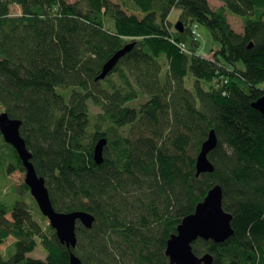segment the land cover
<instances>
[{
  "label": "trees",
  "instance_id": "obj_1",
  "mask_svg": "<svg viewBox=\"0 0 264 264\" xmlns=\"http://www.w3.org/2000/svg\"><path fill=\"white\" fill-rule=\"evenodd\" d=\"M219 1L0 0V109L22 119L54 207L95 216L92 228L78 222L69 249L25 183L12 208L0 196V264H70L71 252L82 264H169V238L216 184L234 234L198 239L195 253L211 252L212 264H264V114L253 105L264 96V0ZM174 8L182 31L170 21ZM194 24L210 31V51ZM212 129L215 169L197 176ZM2 136L0 173L26 171ZM11 237L15 252L5 255ZM39 243L45 258L30 256Z\"/></svg>",
  "mask_w": 264,
  "mask_h": 264
},
{
  "label": "water",
  "instance_id": "obj_2",
  "mask_svg": "<svg viewBox=\"0 0 264 264\" xmlns=\"http://www.w3.org/2000/svg\"><path fill=\"white\" fill-rule=\"evenodd\" d=\"M176 28L183 30L182 22H177ZM135 42H130L116 51L105 62L97 80L105 79L116 67L120 59L130 52ZM254 107L264 114V96L253 103ZM22 119L14 118L5 110L0 109V131L5 141L11 144L18 152L26 170L25 182L35 198L41 212L49 223L56 229L59 240L69 249H75L78 243L77 226L80 221L87 228H92L95 216L84 210L70 212L58 211L51 200L46 180L40 176L32 161V152L28 148L26 139L21 134ZM108 140L103 137L95 146V160L104 161V149ZM218 145V136L212 129L208 138L203 142L197 157V176L202 173L213 172L214 163L210 160V153ZM233 214L224 208V191L220 184L213 186L205 198L200 201L193 213L183 218L167 242L166 255L169 264H212L214 256L211 252L198 255L194 251V242L198 239L213 240L217 243L225 242L234 234L232 225ZM70 264H82L81 258L71 252Z\"/></svg>",
  "mask_w": 264,
  "mask_h": 264
},
{
  "label": "rangeland",
  "instance_id": "obj_3",
  "mask_svg": "<svg viewBox=\"0 0 264 264\" xmlns=\"http://www.w3.org/2000/svg\"><path fill=\"white\" fill-rule=\"evenodd\" d=\"M70 1H75V0H70ZM118 1V0H114ZM210 4L213 8H218L221 6L223 3L219 0H210ZM14 12H20V8L15 6L13 8ZM181 14V9L180 8H174L170 14V21L172 24L176 27L177 22L179 21V17ZM229 22L232 26V28L237 31V32H243L244 31V25L243 21L240 17L229 14L228 15ZM200 32H201V37L203 43L206 44L205 48L203 51H210L211 47L214 45L213 39L211 37L210 31L203 25L200 26ZM186 85L189 88H192L193 86V79L191 76H188L186 78ZM146 97L142 99V101H145ZM96 110V108H94ZM3 137V136H2ZM26 171H21L17 170L11 174H7V176H4L3 173H0V196L3 197L5 200V203L8 205L9 208H12L16 202L17 199L25 197L24 193V188L23 185L26 183ZM31 194V192H30ZM27 195V194H26ZM29 196V194L27 195ZM32 198L35 200L33 195L31 194ZM31 197H28V200L33 201ZM27 199V198H26ZM36 201V200H35ZM34 204V203H33ZM49 223V220L47 219L46 221ZM15 238L11 237L3 246H2V253L5 255H10L15 252ZM9 247V252L7 253V247ZM30 256L36 257V258H45L46 253L44 248L42 247V244L39 243L38 247L30 253Z\"/></svg>",
  "mask_w": 264,
  "mask_h": 264
},
{
  "label": "built area",
  "instance_id": "obj_4",
  "mask_svg": "<svg viewBox=\"0 0 264 264\" xmlns=\"http://www.w3.org/2000/svg\"><path fill=\"white\" fill-rule=\"evenodd\" d=\"M193 33L199 38L201 37V32H200V26L198 24H194L193 26Z\"/></svg>",
  "mask_w": 264,
  "mask_h": 264
},
{
  "label": "bare ground",
  "instance_id": "obj_5",
  "mask_svg": "<svg viewBox=\"0 0 264 264\" xmlns=\"http://www.w3.org/2000/svg\"><path fill=\"white\" fill-rule=\"evenodd\" d=\"M80 222V221H79ZM81 223V222H80Z\"/></svg>",
  "mask_w": 264,
  "mask_h": 264
}]
</instances>
